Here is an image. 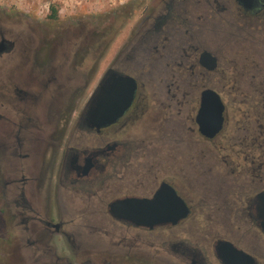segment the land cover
Here are the masks:
<instances>
[{"label":"flooded vegetation","instance_id":"af4514ba","mask_svg":"<svg viewBox=\"0 0 264 264\" xmlns=\"http://www.w3.org/2000/svg\"><path fill=\"white\" fill-rule=\"evenodd\" d=\"M152 4L157 8L146 7L141 29L130 35L108 68L136 80L134 101L123 117L100 129L89 126L86 118L89 100L106 72L92 92L88 94L96 75L83 92L87 76L79 66L73 69L82 34L76 32L68 47L36 26L0 24V141L6 145L0 155V221L12 226L16 239L32 234L11 248L13 253L20 247L52 251L55 259L43 263L68 264L59 257L57 242L80 264H122L106 256L146 245L145 233L180 225L135 227L113 217V202L152 199L169 186L190 207L188 219L194 217L192 180L179 172L182 146L188 148L187 166L195 168L196 153L203 157L204 169L218 165L228 176L246 181L250 193L240 200L264 237L253 211L264 193V0ZM208 92L223 106V125L214 138L203 135L197 123ZM150 131L158 137L170 131L177 136L172 152H166L171 158L163 155L158 140H148ZM196 136L200 142H194ZM64 190L94 197L102 221H91L87 232L76 228L75 216H66L63 209ZM57 204L60 213L51 208ZM71 227L76 230H68ZM98 231L112 238L117 231L123 235L109 247L94 239ZM131 232H136L135 238L128 240L124 234ZM207 238L204 245L188 240L161 247L183 264H224L215 247L229 242L254 264H264V247L246 249L237 239Z\"/></svg>","mask_w":264,"mask_h":264},{"label":"rangeland","instance_id":"374dc122","mask_svg":"<svg viewBox=\"0 0 264 264\" xmlns=\"http://www.w3.org/2000/svg\"><path fill=\"white\" fill-rule=\"evenodd\" d=\"M153 1L0 0V24L7 27H11L13 23L23 24L24 26L30 24L36 26L42 33H50L55 39L61 36L67 28H70L65 44L68 47L72 46L74 38H77L75 33H81L82 36L78 37L79 42L86 47L93 46L95 49V52L91 50V55L83 63V68L80 69V72L84 75H87L88 70H91L95 63L93 56L100 54L103 52V48H106L100 60L94 83L88 90L89 94L96 82L109 68L113 57L124 50L123 48L130 35L137 34L141 29L142 16L146 7H149L150 10L157 8L152 4ZM54 9L57 11L56 17ZM82 47L80 45V49ZM185 123L189 127L191 126L189 119H186ZM176 138L177 136L172 135L171 131L165 133V136L162 137L155 135L154 131L148 132V140H158L156 141L157 144L163 145L165 152L163 155L168 158H171V154L166 152L171 151V148L174 149ZM200 141V137L196 136L194 142ZM155 146L157 145L155 144ZM194 148V151H199L197 146ZM181 149L179 172L181 174L185 173L192 180L193 194L191 195L194 197L192 200L194 217L172 230L164 229L153 233H145L148 243L146 245L143 243L136 250L141 249V251L148 253L146 264H183L174 254L162 248L161 245L170 241L188 240L204 245L209 235L237 239L238 244L246 249H252L256 245L261 248L264 247V237L258 233L256 226L247 218L245 201L240 200V198L244 199L250 193V190L245 186L246 181L239 176L237 178L228 176L218 165L204 169V164L201 161L203 157L196 153L194 154V160H192L195 168H191L187 166L188 148L185 149L182 146ZM108 190H105V192ZM102 193L103 191L99 192V194ZM63 199L65 214L66 216H75L74 224L76 228L87 232L85 226L90 225L91 221H102L100 204L97 203L94 197L88 198L85 194L76 196L64 190ZM51 208L53 210L57 209L56 205ZM69 218L71 219V217ZM98 224L100 225V223ZM76 228L71 227L68 230H76ZM98 232V234H93L94 239L109 247L116 244L115 242H118L123 235L117 231L114 238H112L110 235ZM135 235L136 232L124 234L128 240H133ZM30 236L31 234H25L21 240L16 239L12 226L6 221L3 223L0 221V264H41L43 260L50 259L51 252L48 251H35L20 247V249H16L17 252L13 253L11 248L24 244L26 240L30 239ZM241 236L245 238L244 241ZM56 245L58 248L57 253L70 258L75 264H80L81 261L74 258L73 252L68 253V250L57 242ZM115 257L117 258L111 259V262L139 264L133 258L131 260L124 256Z\"/></svg>","mask_w":264,"mask_h":264},{"label":"water","instance_id":"95a60500","mask_svg":"<svg viewBox=\"0 0 264 264\" xmlns=\"http://www.w3.org/2000/svg\"><path fill=\"white\" fill-rule=\"evenodd\" d=\"M241 1H247L250 4L253 2V0ZM69 30L70 28H67L61 36L56 38L55 42H58L61 46L64 41H67L66 37L68 36ZM93 40L95 39L93 38ZM81 45L83 47L75 57L73 69L75 66L83 68V63L91 55V50L95 52L93 46L86 47L83 43ZM105 49L103 48V52L95 57L93 56L95 63L92 69L88 70L87 75H85L87 76V81L83 88L84 93L98 72L99 63L104 55ZM136 90L137 82L134 78L114 75L112 69H108L89 100V109L86 118L88 125L100 129L118 121L131 107ZM222 111L223 106L215 93L208 92L203 95L201 109L197 117V123L203 135L214 138L221 131L223 125ZM4 152H6V145L0 141V155ZM52 166H54V163H52ZM57 210L59 213L62 210V207L58 206V204ZM253 211L257 221V227L264 233V193L260 194L256 199ZM110 212L115 219L121 222L149 230L167 226L176 227L191 216L190 207L169 186L162 187L152 199L125 198L115 201L110 206ZM52 246L55 247L54 244ZM53 247L51 248L53 249ZM215 252L216 256L224 264H254L252 257L237 249L235 245L229 242H219L215 247ZM51 255L53 254L51 253ZM58 255L63 259L67 258L66 256ZM115 256H124L131 260L133 258L139 264H146L148 253L133 249L131 252L126 251L124 253L117 251L106 257L110 258L109 260L111 261V259L117 258ZM50 259L54 260L55 258L51 256ZM67 260H69L68 264H75L70 258H67ZM131 260L129 261L131 262ZM55 262L51 261L45 264H55Z\"/></svg>","mask_w":264,"mask_h":264},{"label":"trees","instance_id":"16d2710c","mask_svg":"<svg viewBox=\"0 0 264 264\" xmlns=\"http://www.w3.org/2000/svg\"><path fill=\"white\" fill-rule=\"evenodd\" d=\"M54 13H55V17H56V15H57V11L54 9Z\"/></svg>","mask_w":264,"mask_h":264}]
</instances>
